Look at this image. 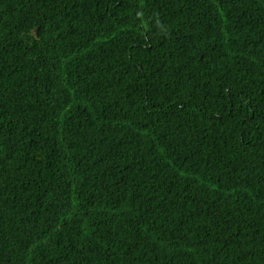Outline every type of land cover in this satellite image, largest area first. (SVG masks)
Wrapping results in <instances>:
<instances>
[{"label":"trees","instance_id":"trees-1","mask_svg":"<svg viewBox=\"0 0 264 264\" xmlns=\"http://www.w3.org/2000/svg\"><path fill=\"white\" fill-rule=\"evenodd\" d=\"M0 264H264V0H0Z\"/></svg>","mask_w":264,"mask_h":264},{"label":"bare ground","instance_id":"bare-ground-1","mask_svg":"<svg viewBox=\"0 0 264 264\" xmlns=\"http://www.w3.org/2000/svg\"><path fill=\"white\" fill-rule=\"evenodd\" d=\"M217 52V51H216ZM214 57V56H213ZM211 59V58H210ZM228 77V76H227Z\"/></svg>","mask_w":264,"mask_h":264}]
</instances>
